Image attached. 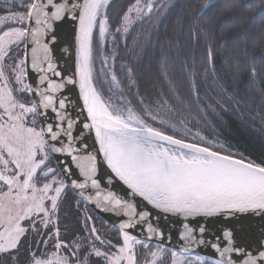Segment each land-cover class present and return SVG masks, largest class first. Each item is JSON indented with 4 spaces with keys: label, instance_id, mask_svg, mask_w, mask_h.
Wrapping results in <instances>:
<instances>
[{
    "label": "snow or ice",
    "instance_id": "1",
    "mask_svg": "<svg viewBox=\"0 0 264 264\" xmlns=\"http://www.w3.org/2000/svg\"><path fill=\"white\" fill-rule=\"evenodd\" d=\"M254 2L192 0L186 8L195 23L212 9L227 13L225 36L236 22L246 34L244 8ZM173 4L130 0L113 16L114 0H0V264H264V232L255 247L242 246L233 225L240 215L264 219V155H245L202 118L205 109L244 107L240 115L264 129V88L258 110L223 85L215 107L207 97L201 105L193 62L195 107L171 81V100L148 99L127 60L139 47L128 46L129 34L159 23ZM66 19L74 24L72 49H62L70 65L54 54ZM213 54L209 43L204 79L215 71ZM248 72L264 81V48ZM69 192L79 227L62 232ZM147 206L183 218L175 242ZM101 212L126 218L109 225ZM209 217H222L215 231L197 219Z\"/></svg>",
    "mask_w": 264,
    "mask_h": 264
},
{
    "label": "trees",
    "instance_id": "2",
    "mask_svg": "<svg viewBox=\"0 0 264 264\" xmlns=\"http://www.w3.org/2000/svg\"><path fill=\"white\" fill-rule=\"evenodd\" d=\"M129 2L130 0H114V7L110 10L112 15L118 14ZM191 2L192 0H174L172 9L161 17L159 23L154 26L138 25L127 37L129 47L135 46L134 41L139 43V47L135 48V55L127 57V60L137 74L141 95L153 99L162 93L171 100V81L175 86V93H179L181 99L195 107L196 102L189 93L188 85V68L194 62L201 72L198 78L201 105L207 97L215 107L214 97L222 94L220 86L223 85L235 99L248 102L250 107L258 110L264 81L259 76L250 77L248 65L253 57L258 61L261 59V49L264 48V40L261 39L264 34V18L259 14L261 0H255L252 8H244L246 18L243 27L246 34L241 32L236 22L228 26L225 36H221L219 29L227 13L221 15L216 9H212L203 20L195 23L192 10L186 8ZM226 2L227 0H219L220 4ZM240 3L246 4L247 0H240ZM214 15L216 20L212 22L211 31L201 32L200 29L208 25ZM209 43L213 45L215 71L209 72L204 79L202 70L207 67L206 45ZM123 51L121 45V52ZM217 113L205 109L202 118L215 125L221 140L236 145L245 155L252 154L253 158L264 155V129L258 122L245 119L246 108L241 107L239 112H219L217 109ZM240 113H244L245 117ZM64 208L62 232L64 225H67L69 231L78 228L73 193L69 192Z\"/></svg>",
    "mask_w": 264,
    "mask_h": 264
},
{
    "label": "water",
    "instance_id": "3",
    "mask_svg": "<svg viewBox=\"0 0 264 264\" xmlns=\"http://www.w3.org/2000/svg\"><path fill=\"white\" fill-rule=\"evenodd\" d=\"M57 37V45L55 46L54 54L62 58L61 63L70 65L71 59L67 58L62 51V49H64L65 47H67L69 51H71L72 49L74 41V24L70 19H66L58 23ZM62 159H67V157H62ZM113 190L118 191V193L120 194H123L124 186L117 183L116 185H114ZM137 203L138 210L145 207L144 204L140 203L139 198H137ZM147 210L152 211L153 217H160L158 226L166 233L170 231L173 236V242H175L177 239V232L181 227L180 221H182L183 218L171 214H162L158 210L152 209L151 206H147ZM98 217L106 220L109 225L118 224L122 219L126 218L123 217L122 214H113L111 212L98 213ZM197 219H199L201 222H205L206 220L208 222V227L215 231L216 226L218 225V222L222 220V217ZM153 222L154 224L157 223L155 220ZM233 225L238 229L237 238L242 246L252 245L253 247H255L257 241L261 236V232H264V219L253 215H240L238 218L233 220ZM210 238V236L206 237V239ZM153 242L156 243L158 242V240H154ZM201 254L213 256V258H215L214 250L210 248H203Z\"/></svg>",
    "mask_w": 264,
    "mask_h": 264
}]
</instances>
